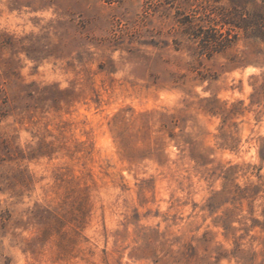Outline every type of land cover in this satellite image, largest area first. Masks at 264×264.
Segmentation results:
<instances>
[{
  "label": "rangeland",
  "instance_id": "rangeland-1",
  "mask_svg": "<svg viewBox=\"0 0 264 264\" xmlns=\"http://www.w3.org/2000/svg\"><path fill=\"white\" fill-rule=\"evenodd\" d=\"M198 4L0 0V264H264V42Z\"/></svg>",
  "mask_w": 264,
  "mask_h": 264
},
{
  "label": "trees",
  "instance_id": "trees-1",
  "mask_svg": "<svg viewBox=\"0 0 264 264\" xmlns=\"http://www.w3.org/2000/svg\"><path fill=\"white\" fill-rule=\"evenodd\" d=\"M193 1L202 7V15L197 17L198 21L195 22L194 17L185 15L178 22L188 24L187 28H195L192 31L195 38L202 35L199 39L200 47L209 55L230 47L237 39L239 31L264 42V0Z\"/></svg>",
  "mask_w": 264,
  "mask_h": 264
}]
</instances>
